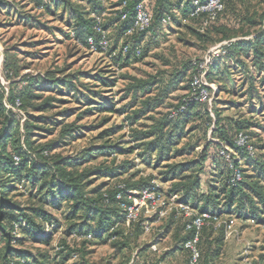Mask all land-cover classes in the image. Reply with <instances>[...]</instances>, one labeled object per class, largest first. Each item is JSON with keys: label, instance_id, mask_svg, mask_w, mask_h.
<instances>
[{"label": "trees", "instance_id": "16d2710c", "mask_svg": "<svg viewBox=\"0 0 264 264\" xmlns=\"http://www.w3.org/2000/svg\"><path fill=\"white\" fill-rule=\"evenodd\" d=\"M192 1L152 0V6L150 3L146 5L145 0H115L112 17L106 23H101L104 31L109 28L112 30L114 42L107 50L112 64L124 67L138 60L148 50V47H143L146 36L155 41L165 34L164 31L169 26H180L187 21L205 24L206 34L186 27L201 41H207L209 33L218 36L217 42L231 41L238 39L243 29L250 31L259 27L254 33H243V36L252 35L250 40H236L223 46V53L209 67L207 77L216 82L219 94L228 91L226 83L232 72L237 68H246V62H250L256 73L264 75V12L260 15H235L230 7L232 13L229 14L227 9L233 0H224L222 11L210 20L205 13H194ZM104 2L105 0H19V3L14 4L9 0H0V17L10 24L15 22L17 25L43 30L56 40L61 37L80 49L89 51L88 40L91 38L97 43L100 38L94 28L98 18L106 12ZM123 3V11L128 15L125 21L120 20L118 9ZM138 3H143L150 12L151 24L145 32L127 35ZM124 46H128L126 54L123 53ZM136 48L141 51L138 57L135 55ZM15 56V53L6 50L2 67L5 78L10 81V87L7 96L0 90L2 264H66L73 258L78 259L73 264H89L86 257L91 252L86 248L103 245L108 241L112 242L113 248L120 254L131 250L133 246L137 248L136 243L144 232L145 220L156 222L155 218L146 219L141 216L136 222L126 226L116 194L141 192L150 186L151 180L140 177L139 172L132 173V161L116 164L114 159L116 156L132 155L135 149L139 150L137 156L140 162L158 172L157 179L168 186L167 193L176 195L179 201L188 204L196 213H210L264 225V144L258 147L254 145L259 153L251 156L244 147L235 143L239 133H243L248 140L252 139L250 130L253 126L264 129L250 120L224 117L219 108L214 110L213 119L204 103L195 101L192 97H184L173 107H164L168 94L176 90L179 80L183 82L184 71L177 72L158 95L151 99L147 97L140 107L136 106L138 95L140 92L152 94L153 83L140 82L128 89L125 96L130 91L134 92L131 102L123 107L125 125L131 130L128 141H125L124 134L113 141L116 133L123 129L114 126L100 131L93 140L94 143L75 156L51 157L49 154L63 146L62 144L76 141L79 131H91L98 126L68 123L72 116L79 113L66 109L64 105L70 104L72 100L77 104H84L87 108L81 115L116 113L114 102L105 94L115 82L112 78L113 71L100 70L90 75L62 69L22 76ZM187 68L193 69L189 80L191 83L196 67L189 65ZM83 80H92L93 85L87 87L84 85L87 83H82ZM231 85L235 89V82H231ZM96 87L101 91L90 89ZM187 90L192 93L190 85ZM253 90V87H249L242 93L236 94L237 91H233L232 94L240 98L248 97L250 113H262L264 100L258 94L255 95ZM57 103L65 104L58 106ZM181 105L184 110L171 118L170 113ZM226 105L230 108L239 107L238 102H228ZM13 108L25 112L26 119L22 125ZM163 108L166 112L158 113ZM79 118L80 116L75 117V121ZM144 118H148L151 125L145 130L136 129V124ZM107 121L108 119H103L99 125L104 126ZM212 125V135L216 142L204 139ZM57 129L60 130L59 140L34 147V138L42 136L36 131L52 130L49 131L52 133ZM195 132L201 135L196 137ZM79 134L82 137L83 133ZM194 137L196 138L193 140ZM222 144L233 150L239 159L226 160L220 153ZM212 147L217 152L210 153ZM199 148L201 152L197 154L196 149ZM176 159L181 161L176 162ZM207 162L210 163L209 171H206ZM235 170L239 171L241 178L232 183ZM206 172L208 174L203 189L200 176ZM14 193L26 203L13 201L11 195ZM54 212H61L63 216L66 224L64 235L79 238L82 249H73L67 243H63L64 247L54 255L16 249L25 241L48 245L51 236L60 226ZM162 229V238L171 234V253L177 251L189 256L184 243L192 238L193 232L184 230L183 219L175 220L170 216ZM224 236V228L215 230L213 227H205L201 231L198 264H214L221 258ZM137 252L134 264H159L162 260V257L154 259L150 245H143ZM186 259L188 264V258ZM260 264H264V256L261 257Z\"/></svg>", "mask_w": 264, "mask_h": 264}, {"label": "rangeland", "instance_id": "374dc122", "mask_svg": "<svg viewBox=\"0 0 264 264\" xmlns=\"http://www.w3.org/2000/svg\"><path fill=\"white\" fill-rule=\"evenodd\" d=\"M9 1L14 4H16V2L19 3V0ZM145 3L146 5L148 3L151 4L152 0H145ZM230 7H232L235 11V15H237V13L238 15H260L262 12H264V0H233L232 3H230L229 8L227 9V13H232V10L230 11ZM104 8H106V12L102 14L100 18H98L101 23H106L108 19L112 17V11H115V0H105ZM25 10H27V8H25ZM3 19L4 18L0 17V58L4 60L5 52L7 49H9L12 53H15L18 67H21L20 75L22 76L37 75L39 73H44L47 70L60 71L62 69L70 71L71 73H89L90 75L98 73L100 70L113 71L114 76L112 78L115 82L110 88L111 90H108L105 94L114 102L116 113H114L113 115H109L106 113H92L81 115L80 113L85 112V109L87 108L84 104H77L76 102H74V100H72L73 102H71L70 104L64 105L66 109H72L73 112L78 111L79 113L72 116L68 120V123L74 122L77 126L86 127L95 125L98 126H96V128H92L91 131H81L83 133L82 137L79 136L81 135L79 134L81 133L79 131L78 139L76 141H73L70 144H62L63 146L57 148L49 154V156L51 157L54 155H61L63 157L75 156L77 153H80L81 151L92 145L94 143L93 140L100 131L114 126H120L123 129L116 133V135L113 137V141L118 140V138L123 134L126 136L125 141H128V136H130L131 130L130 127L125 125L123 112V107L130 103L132 99L133 91H130L128 96H125L128 93V89H131V87L139 84L140 82L153 83L151 86V90H153L152 94L147 95L146 93L140 92V94L138 95L136 106L140 107L141 103H143V101H145L147 97H150L151 99V97L158 95V93H160L164 89L165 85H167L173 79V76L177 72L184 71L185 77L183 79V82L182 80L178 81L175 86L176 90L171 91L168 94V98L165 99L164 102V107H173L177 105L184 97L190 98L192 96V93L187 90L188 85H190L191 87V83L189 82V80L193 72V69L191 70L190 68H187L189 67V65L195 66L198 63H201L203 59L208 58V56H211L213 63L217 59V57H219L223 53L222 47L227 45L229 42H234L236 40H250L251 38H253L252 35L243 36L245 35L243 33L249 31L248 29H243V32L239 33L240 37L231 41L217 42L216 40L218 39V36L213 33H209V38L207 41H201L197 39L186 27H191L199 31L200 33H205V24H192V22L186 21L183 22L180 26H169L164 31L165 34L159 36L155 41L151 40L149 36H146V38L143 40V47H148V50L145 52V54H143V56L138 60L132 61L129 65L118 67L112 64V61L110 60L107 52L92 53L90 51H85L77 47L73 42L69 40H64L61 37L58 38L59 40H56L54 36L43 30L24 27L21 25H17L15 22H11L12 24H10L7 20ZM54 25L56 26L57 24ZM258 30L259 27L250 31L254 33V31ZM105 32L106 37L109 38V45H113L114 40L112 37V30L109 28ZM2 64L3 62L0 65V90H3L5 96H7V92L10 87V81L5 78ZM195 67L197 72V66ZM207 73L205 75L204 83L209 102L206 101L203 103L204 107H206L213 119L214 110L219 108L221 109L222 116L224 117H227L229 119L232 118L239 120H250L252 121V123L260 125L264 129V116H262L264 115V109L262 113L258 112L257 114H252L248 111V107L251 105L248 102V97L240 98L234 96L236 94L242 93L249 87H253L254 94H258L262 97V100H264L263 74L256 73L250 62H246V68H237L232 72L229 81H227L226 83V89L228 91L219 94L216 82L209 80L207 77ZM231 82H235V89L232 88ZM82 83H87L84 84L87 87L93 85L92 80H83ZM90 89H93V91H101V89H99L98 87ZM233 91H237V93L233 95ZM228 102H238L239 107L230 108L228 105H226V103ZM63 104L65 103H57L56 105L62 106ZM13 111L17 113L18 118L20 119V125H22L26 119L25 112L22 110L19 111L17 108H13ZM159 112L165 113L166 110H164L163 108L162 110H158V113ZM57 115L58 114H56V116ZM150 115H153V117H158L155 114ZM77 116H80V118L75 121V117ZM151 116L146 117L149 118ZM148 118L141 119L138 124H136L135 128L145 130V128L149 127L151 125V121ZM103 119H108V121L106 122V124H104V126H102L103 124L99 125V123ZM47 129L50 128L48 127ZM212 129L213 125L209 127L204 139H206V141L216 142L217 140L213 138L212 135ZM20 131L21 133L23 132L22 127L20 128ZM39 131H36L35 133H40V135L42 136L36 139L34 138V141L36 143L34 147H40L50 142L59 140V129L53 131L52 133H49V131L52 130H49L48 132L47 130H41L40 132ZM250 132L252 133V139H247V142L248 145L252 147L251 156H256L258 155L259 150L258 152H256L257 150L254 148V145H257L258 147L264 144V130L260 129L257 126H253ZM195 135L196 137H199L201 134L195 132ZM196 137H194L193 140ZM215 149L216 148L212 147L210 153L217 152ZM200 152L201 148L196 149L197 154H199ZM137 153H139V150L135 149L134 154L132 155L116 156L114 157V159L116 161V164L122 161H132L134 164V168L131 170L132 173L139 172L140 177L145 179L150 178V183L152 181H156V183L159 185L160 192L162 193L163 201L167 205L168 214L165 218L156 222L146 223L145 220L143 224L144 232L141 238L136 243V246L138 247L134 248L133 246L131 250H127L124 254H120L119 251L115 250V248H113L112 246V242L110 241L106 242L103 245L101 244L88 246L86 250L90 251L91 253L86 257V259L89 264H134L136 262V256L138 253L137 249H139L143 245H150L153 243L158 244L156 248H159V251L154 256V259H158L162 255L163 249L169 248V246H171L172 244V238L170 235H166L164 238L161 237V233L163 232L162 227L167 222V218L175 214L171 212V209H173V205H171V203H169L168 201V186L158 181V172L153 171L148 166H145L140 162L141 160L138 158ZM220 153L228 161H230L231 158H238V156H235L234 151L225 146V144H222L220 146ZM175 161L179 162L181 160L176 159ZM209 168L210 163L207 162L206 171H209ZM207 174L208 172L200 176L203 189L205 188L204 182L207 179ZM17 195V193L12 194L11 199L17 203L25 204V200L18 197ZM54 215L58 218V226H60L51 236V241L48 245H42L36 241H25L16 249H18L19 251L25 249L33 253H49L50 255H54V253L61 250L64 247L63 243H67V245H69V247L73 249H82V246L80 244L81 240L79 238L74 236L67 237L64 235L66 224L63 221L61 212H54ZM177 217L180 218L179 216ZM220 218L227 224H231L234 226L233 218ZM145 226H147V229L145 228ZM45 228H47V225L45 226ZM217 229L219 228H216L215 230ZM241 231L248 243V248L245 253V260L247 261L246 263L258 264L260 262L261 255H264V227L259 228L253 225L251 227L242 228ZM0 247H2V245ZM182 259L184 260L185 258L182 257ZM77 261V258H73L66 264H73ZM0 264H2L1 258Z\"/></svg>", "mask_w": 264, "mask_h": 264}, {"label": "built area", "instance_id": "2783aa9c", "mask_svg": "<svg viewBox=\"0 0 264 264\" xmlns=\"http://www.w3.org/2000/svg\"><path fill=\"white\" fill-rule=\"evenodd\" d=\"M224 0H193L194 13H205L210 20H213L216 15L222 11ZM125 3L119 8L120 20L125 21L128 18L127 12L123 11ZM151 14L146 9L143 3L136 4L132 19V25L127 31V35H132L134 32H145L151 24ZM166 24V21H163ZM95 31L100 35L97 43L93 39L88 40L89 51L92 53H104L109 49V40L106 37V32L101 26L98 19L95 25ZM128 46L123 47V53L126 54ZM141 51L139 48L135 49V55L140 56ZM211 56L203 59L197 65V72L192 78V99L198 102H209L207 91L205 89V75L207 70L212 65ZM184 110L181 105L177 110L170 113V117H175L178 113ZM235 143L239 147H244L250 155H252V147L248 145L247 137L243 133H239L235 139ZM239 171L235 170L232 175L231 182L240 180ZM122 188V187H120ZM116 199L119 203L126 225L136 222L141 216L146 219L155 218V221L165 218L168 214V208L163 201L162 193L160 192L159 185L156 181H152L150 186L141 192L128 191L125 194L117 193ZM169 203L174 206L176 216H179L184 221V230L186 232H193L191 239L184 243V249L188 252V264H198L200 254L198 249L199 237L201 231L208 226L213 228H224V235L228 237L234 233L233 226L222 221L220 217L210 213H196L190 206L178 200L176 195H170ZM147 223V221H146ZM147 229V226H145ZM90 238V237H88Z\"/></svg>", "mask_w": 264, "mask_h": 264}, {"label": "crops", "instance_id": "0c3cea01", "mask_svg": "<svg viewBox=\"0 0 264 264\" xmlns=\"http://www.w3.org/2000/svg\"><path fill=\"white\" fill-rule=\"evenodd\" d=\"M2 62L3 59L0 58V65ZM168 197H170L169 194ZM172 208L173 209H171V212H173L174 214L175 213L174 206H172ZM172 216L174 217L175 220L178 218L176 216V213ZM233 221H234V226L233 225L232 226L234 228V233L228 237L224 236L225 244L223 249V255L214 264H247L246 263L247 261L245 260L246 258L245 253L248 248V243L241 229L251 227L253 225L259 228L264 227V225L261 226L256 225L254 221H240L235 218H233ZM168 235L171 236V234ZM172 244L171 246H169V248L163 249V253L160 256V258L162 257V260L160 261L159 264H187L186 258H188V256H185L177 251L171 253V250L173 249ZM157 245H158L157 243L150 244V252L152 253L153 256H155L156 253H158L159 251V248H156ZM262 256L264 255H261V257ZM182 257L185 259L183 260ZM260 263H261V258L258 264Z\"/></svg>", "mask_w": 264, "mask_h": 264}]
</instances>
